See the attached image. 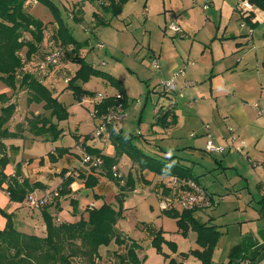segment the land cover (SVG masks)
<instances>
[{"label": "crops", "instance_id": "obj_1", "mask_svg": "<svg viewBox=\"0 0 264 264\" xmlns=\"http://www.w3.org/2000/svg\"><path fill=\"white\" fill-rule=\"evenodd\" d=\"M34 2L37 3L36 0L25 1L26 4L30 3L27 10L40 19L31 10ZM59 2L67 12L68 18L72 17L71 19L82 22L85 18H90L92 28L83 27V34L86 36L90 30L93 33L97 26H109L113 18L118 19L115 26H120L122 21L128 22L130 26L133 18L141 17L142 31L147 34L146 56L151 60V65L154 57L158 59V65L156 67L152 65L156 69L155 74L149 73L147 78L152 80L154 85L161 84L162 80L169 78L174 79L179 86L184 79L194 80L195 84L183 87L179 94L165 93L162 88L159 94L165 96L163 101L169 102L172 99L175 105L171 112L165 113L164 110L155 112V119L146 127L147 133L139 127L144 122L143 109L140 108L138 115L134 116L137 128H131L129 131L133 133L134 129L133 135L122 133L128 116L132 113L129 112L123 122L114 123L106 128L105 135L100 138L102 143L89 142L88 139L93 138L92 133L75 132V138L79 139H75L74 145H59V141L55 139L52 141L54 150L26 160L24 155L18 154L20 140L37 142L45 139L20 130L22 113L18 101L21 92L25 90L16 93L0 81L2 84L0 92L6 93L5 104L15 103L14 111L7 123L8 129L18 132L16 136L1 139L4 153L8 157L4 172L11 174L17 167L23 177L30 182H38V187L30 194L36 198L48 194L46 208L56 221L72 222L86 214V206L95 200L90 198L86 201L83 198L85 202L82 201L77 194L82 189L85 191V198L94 194L101 200L99 204L106 202L114 206L117 205L116 196L123 193L120 203L121 216L115 223L120 242L112 239L109 244L100 245L93 264H147V256L150 251L156 249L152 239L158 231H161L164 239L161 243V250L165 255L162 260L169 262L170 258H173L176 264H184L186 256L191 254L184 253L202 248L196 242V232L189 228L182 233L176 223L177 218L170 216L168 211L180 213L190 209L195 219L214 225L221 236V230L214 221L215 214L211 213V209L219 206L220 200L212 195L207 185L197 176H193L194 173L207 179V176L212 177V173L216 172V176L212 177L216 180L210 185L216 184L225 189L228 194L223 195L222 199L229 198L230 194L234 193L233 195L240 199L241 205L232 204L231 207L240 209L244 205L243 210L256 211L250 213L246 222L264 221V115H259L252 106L256 101L259 104L264 103V9L253 4L248 9L239 0H127L119 13L111 14L108 10V0H76L68 7L65 5L66 0ZM55 5L59 10L60 6L56 3ZM247 13L251 14L249 20L244 18ZM59 16L62 18L60 13ZM171 21L180 26V32L168 28L167 25ZM44 24V38L35 54L36 64L40 59L38 54L42 53V46L47 44V34L52 32L55 36L58 27L55 18ZM65 24L67 25L66 22ZM247 24L253 28L251 35L247 32ZM68 29L72 33L71 28ZM117 29L121 30V27ZM77 40L84 45L89 43L88 37ZM127 40L132 44L130 34L122 37L123 42ZM99 43L97 45L100 48L105 47L104 42V46H100ZM64 45L71 46V49L73 47L71 43ZM91 50L94 51L93 48ZM79 54L83 55L81 48ZM88 63L98 68L92 61ZM78 67L79 63L69 61L66 68L68 77ZM30 69L34 70L45 84L53 88L54 94L61 101L59 92H55L53 71L50 69L37 71L33 67ZM180 69L184 70V74L179 73ZM61 79L63 80L62 77ZM63 83L62 89L66 88V82ZM105 83L111 84L108 80H105ZM116 84L120 86L119 82ZM122 92L128 109L129 97L124 88ZM116 93L117 91H105L104 95L114 97ZM159 99L158 97L157 102ZM163 103L159 106H163ZM38 112L39 110H36L34 113ZM94 112L96 114V108ZM103 114L104 112L93 118L94 125L100 122V116ZM60 122L58 126L62 127ZM77 128L76 126V130ZM137 130L139 133H136ZM207 132L211 133L215 141L224 145H238L240 141H244L247 146L241 153L227 150L221 154L208 152L204 148ZM64 134L66 133L63 129L61 135ZM118 135H127L131 142L145 152L157 151L167 154L165 151L171 150L169 154L178 156L180 163L188 167L192 176L202 186L205 198L199 197V202L192 208H182L175 199L180 188L178 185H171L169 182L171 175L157 173L148 168L141 169L126 153H122L115 164V171L121 178L119 182L100 175L98 171L91 172L89 165L82 161V156L86 153L84 146L99 149L103 154L113 155L116 151L113 139ZM61 148H65V151L58 155ZM229 170L232 171L231 174ZM89 173H93L98 181L92 187H85L80 174ZM68 175L73 178L69 184L70 192L57 196L54 192H57ZM5 186L4 183L0 188V209L11 214L13 225L21 232L44 235L46 228L42 207H31L26 200H10ZM128 194H137L138 197L131 200L128 199ZM166 197L172 198L170 206L165 209L158 207V199ZM70 200L76 202L75 207L71 205ZM139 205L148 210L146 217L136 214ZM5 222L6 218L0 212V228ZM249 233L251 236L248 239H242L231 246L226 264H234L240 258L249 259V264H264V228H259L257 232L250 229ZM180 236L191 237L192 242L186 251H178ZM131 245L134 247L137 262H133L127 255ZM175 253L179 256L178 259L174 256ZM192 256L198 258L193 254ZM83 262L81 258H72V264Z\"/></svg>", "mask_w": 264, "mask_h": 264}, {"label": "trees", "instance_id": "obj_2", "mask_svg": "<svg viewBox=\"0 0 264 264\" xmlns=\"http://www.w3.org/2000/svg\"><path fill=\"white\" fill-rule=\"evenodd\" d=\"M25 1L0 0V81L16 93L25 90L28 103L41 104L43 111L27 118L26 129L35 136L54 141L61 135L63 130L62 127L58 126V122L67 118L68 111L66 106L54 94L53 88L45 84L35 71L30 69L36 64L35 54H37L39 45L43 41L45 24L26 9ZM36 1L45 4L54 13L58 24L55 32L57 42L63 45L73 44L72 49L68 50L65 60L79 63V67L69 76L66 88H70L74 96L80 100L86 93L89 95L94 94L80 85V82H84L92 75H100L111 84L118 83L113 75L88 63L84 56L79 54V49L84 44L72 35L68 26L59 16V10L55 3L52 0ZM108 1L110 13L117 14L127 0ZM246 1L264 9V0ZM250 16L251 14L247 13L244 18L249 20ZM249 24L253 25V23ZM25 33L29 36L25 37ZM24 47L25 51L22 54L21 49ZM5 101L6 93L1 91L0 188L5 183L4 189L7 191L10 200H26L27 203L28 195L35 187H38L39 183L30 182L23 177L17 167L11 174L4 172L8 157L4 153V144L1 139L16 136L18 133L9 130L7 126L14 111L15 103L5 104ZM114 103L115 99L112 96L104 97L100 102L95 103V117L105 112L107 107ZM122 103L123 106L127 104L124 96L122 97ZM23 129L20 127L21 131ZM113 142L116 147L113 155L103 154L99 149L84 146L86 154L99 156L102 159L99 166H89L91 172L98 171L100 175L116 183L119 182L121 178L113 174L112 167L115 166L119 155L125 152L129 155L131 161L141 169L148 168L164 175H177L195 180L188 167L180 163L178 156L169 154L171 150L165 151L167 154L157 151L153 153L145 152L131 142L130 137L127 135L115 136ZM64 151L65 148H61L58 155ZM80 177L84 179L85 187H92L98 181L93 173L80 174ZM72 179L69 175L65 177L57 190V196L70 192L69 184ZM119 195L116 196V206L106 202L96 206L87 205L85 208L86 214L81 215L78 220L72 222L54 220L44 203L45 205L39 206L42 207L41 212L45 222L46 233L44 235L21 232L13 225L11 214L0 209V212L6 218L5 225L0 228V264H72V258L74 257L81 258L84 261L83 264H93L100 245H107L112 239L120 242L119 234L115 229V223L121 216L122 211L120 203L123 193L121 192ZM70 203L73 207L76 206L74 200H70ZM55 205H57V202ZM167 213L177 218L176 223L182 233H185L189 228L196 232V242L202 249H192L184 254L191 253L195 255L201 260V264H212V252L219 237V231L215 226L199 222L193 217L190 209L183 210L180 213L176 211H168ZM163 240L161 231H158L152 239V244L158 252L162 251L161 243ZM127 255L133 262H137L132 245L128 248ZM169 264H176L173 258H170Z\"/></svg>", "mask_w": 264, "mask_h": 264}, {"label": "rangeland", "instance_id": "obj_3", "mask_svg": "<svg viewBox=\"0 0 264 264\" xmlns=\"http://www.w3.org/2000/svg\"><path fill=\"white\" fill-rule=\"evenodd\" d=\"M53 1H55V3L60 6L59 4L60 0H53ZM72 2H76V0H66L65 5H67V7L72 6ZM25 7L26 9L27 7H30V3L29 4L25 3ZM31 8H32L31 9L32 12L43 20V23L49 22V19L55 18L52 10L41 2H37V3L34 2L31 5ZM59 13L62 16L63 21L67 23L69 28H71L72 34L77 39H83L88 37L89 43H87L81 48L85 60L87 62L92 61L102 71L112 74L120 83V86L124 88V91L128 95L129 97L128 109L126 106L123 107H126L127 116L129 112L132 113L129 114L127 124L124 127L122 133L133 135L134 129L137 128V121L135 120L134 116L138 115L140 108L143 109L144 122H142V124H140L139 127L141 130H143V132L147 133L146 127L149 126V124L155 119V115H156L155 112L159 107V104L164 102L163 103L164 105L162 106L164 107L168 102L163 101L165 96L159 94L160 91L162 90V84L159 83L157 85L156 84L154 85L152 80L147 78L148 74L154 73L156 69L152 67L151 60L146 56L147 34L143 33L142 31L143 29L142 18L141 17H137L136 19L133 18L130 26H128V22L126 21H122L120 26H115V23L118 21V19L113 18L110 21L109 26L106 25L97 26L98 28L96 27L94 28V30L92 29L93 33L90 30L88 31V35L86 36L83 34L84 33L83 27L85 29L87 28L91 29L93 26V23L90 22L89 17L85 18L84 22L71 19L72 18L71 16H70L71 18H68L67 12H65L64 8L61 6L59 7ZM117 27H121V30H118ZM128 34H130L132 37V44H130L128 40L124 42L122 41L123 35H128ZM28 36L29 35L25 33V37ZM51 41L56 43L57 39L56 36L52 35V32H49L47 34V42H46L47 44H45L41 48L43 54L47 51V49L49 50V48L52 47ZM100 41H103L105 43L104 48H100L97 45ZM91 48L94 49L93 52ZM24 51H25V47L21 49V53L23 54ZM42 53L38 54V58L43 55ZM92 57L95 60H93ZM101 61H103V63ZM32 67L35 70L37 69L38 71H42L38 69L36 64ZM50 70L53 71L55 75L54 77L55 92L57 93L59 92L60 99L64 103L68 111L67 118L61 120L60 122V125L63 127L66 134L58 136L57 138V140L59 141L58 144L74 145L75 139H79V138H75L74 136L75 132H78L79 134L92 133L93 138L88 139V141L102 143L100 141L101 137L96 136L94 133V129L96 128V125H94L92 118V112H94L95 109L94 104L88 102L84 104L79 103L78 101L79 99H77L74 96L70 88L62 89L64 86L63 83L64 79L63 80L61 79V77L63 78V76L61 75L62 73L61 69H59L58 66H55L52 67ZM57 75H60L61 77ZM105 80L106 79H104V77L100 75L98 76L92 75L87 80L82 82L81 85L87 91H91L94 94L105 96L104 95L105 91H110V92L117 91L116 94H121L123 97V92H122L123 88H120V86H118L117 84L109 85L108 83H105ZM1 86L2 84L0 83V89ZM25 92L26 91L21 92L18 101L20 106L19 110H21L22 113V115L20 116L22 117L20 121L22 126L20 127L24 128L22 131L30 133L26 129L27 118L35 114L34 112L36 110H39V112L43 111V108L41 107V104H37L35 102L28 103L26 100ZM88 95H89L88 93L84 94L85 97H87ZM122 97H121V102H122ZM158 97L160 98L158 101L159 103L157 102ZM76 126L78 127L77 130H76ZM131 128H134L132 129L133 133L129 132ZM105 132L106 131L104 130V133ZM52 149L54 150L55 148L51 140H43V141L35 142L32 140L23 141L22 139L20 140L18 154L19 156L24 155V157H26V160H29L30 157H37L40 154L44 155L48 153L49 150ZM229 173L231 174L232 171L229 170ZM212 174H213L212 177L214 178L217 173L213 172ZM193 176L194 177L197 176V178H199L201 182L207 185V189L212 192V195L218 197L219 199L217 198V200H220L219 206L217 208L211 209V213L213 212L215 214L214 221H216L215 222L216 225L221 230V236H219L217 245L213 252L212 263L226 264V262L229 259L228 254H229V250L231 249V246L242 239H248L249 236H251L249 233L250 229H253L255 230V232H257L259 228H264V221L260 223H258L257 221L246 222L250 213L253 212L256 213V211H252L251 209L243 210L244 205H242L240 209L231 207L232 204L233 206L238 204L241 205L240 199L235 197L233 195L234 193H231L229 198L222 199V196L228 193H226L224 188L217 186L216 184H212L213 186H211L210 183L216 180L213 179L211 176H207L208 177L207 179H205L202 176H198L195 173L193 174ZM163 177L169 178V176H163ZM77 194L78 197H80L84 202L86 199H90V198H93L95 200V202H93L95 205L96 204L98 205L99 202H101L98 196L94 194H90V196L85 198L84 189L80 190ZM137 197H138L137 194H128V199L132 200ZM159 200L160 199H158V203ZM227 206L231 208H228ZM147 212L148 210L144 208V206L139 205L136 214L139 216L146 217ZM127 232L131 234V232L129 231ZM178 241H179L178 251L188 250L190 243L192 242L191 237L187 238L182 236L178 238ZM156 256H158V258ZM164 256L165 255L162 251L156 252V249L155 250L153 249L152 251H150L149 255L147 256L148 258L147 264H169L168 260L165 261L162 260ZM174 256L177 259L179 258V256L176 255V253L174 254ZM186 257L187 258L186 261H184V264H195V262H198V264H200V260L192 256V254H189Z\"/></svg>", "mask_w": 264, "mask_h": 264}, {"label": "built area", "instance_id": "obj_4", "mask_svg": "<svg viewBox=\"0 0 264 264\" xmlns=\"http://www.w3.org/2000/svg\"><path fill=\"white\" fill-rule=\"evenodd\" d=\"M85 1V0H82ZM242 5L248 9L252 7L251 3L246 0H239ZM206 8V5L203 6ZM168 28L172 29L175 32H180L181 28L180 26L175 22L171 21L168 23ZM253 31V28L247 24V32L249 35H251ZM100 46H104V43H99ZM51 48L47 50L42 57L37 62V67L39 70L42 71H48L51 67L58 66L59 69H61L63 76V79L65 82L68 81L69 77L66 74V67L68 65V61L65 60L66 52L71 49V46H66L63 44H60L58 42L51 41ZM152 65L156 67L158 65V59L153 58ZM180 74H184V70H179ZM162 88L165 93H175L179 94L182 91V88L185 86H191L195 84L194 80L191 79H184L182 85H178L174 79H164L161 81ZM105 96L98 95V94H92L88 95L87 97L82 96L79 100V103H91L95 104L100 102ZM121 94H116L114 96L115 103L109 106L104 114L100 116V122L96 124V128L94 129V133L98 137H102L104 135V130L109 125H112L114 123H120L125 120L126 112L124 110L123 104L121 102ZM175 102L171 99L164 107L159 106L156 110L158 113L161 110L171 112L174 108ZM253 108L256 110V112L259 115H264V103L259 104L257 101L253 102L252 104ZM92 118H95V112H92ZM137 133H139V130H137ZM193 135V133H191ZM206 140L204 144V148L206 151L211 153H223L225 150L227 151H235V152H243L244 148L247 146L244 141H240L238 145L235 144H227L224 145L222 143H219L215 141L211 135L210 132L206 133ZM234 139V137H233ZM82 161L87 163L89 166H99L102 162V159L99 156H91L89 154H84L82 157ZM113 174L115 176H120L117 171H115V166L112 167ZM169 182L171 185H178L180 190L176 194L175 199L181 204L182 208H192L195 204L199 202V197L205 198V192L202 188V186L194 179L189 177H179L177 175H171L169 178ZM54 194H57V192H54ZM48 200V194H44L40 198L34 197L32 194L28 195V205L31 207H39L46 203ZM172 198H161L159 200V207L162 209H165L170 206ZM89 206H94L93 202H90L88 204ZM206 205H208V202H206ZM234 264H249V259L247 258H240L235 261Z\"/></svg>", "mask_w": 264, "mask_h": 264}, {"label": "bare ground", "instance_id": "obj_5", "mask_svg": "<svg viewBox=\"0 0 264 264\" xmlns=\"http://www.w3.org/2000/svg\"><path fill=\"white\" fill-rule=\"evenodd\" d=\"M251 5H252V4H251ZM163 91H164V90H163ZM115 95H116V94H115ZM165 113H166V111H165ZM167 113H168V111H167ZM136 133H137V132H136ZM84 154H85V153H84ZM84 154H83V155H84ZM82 157H83V156H82Z\"/></svg>", "mask_w": 264, "mask_h": 264}]
</instances>
